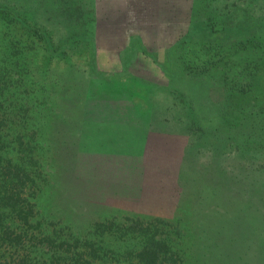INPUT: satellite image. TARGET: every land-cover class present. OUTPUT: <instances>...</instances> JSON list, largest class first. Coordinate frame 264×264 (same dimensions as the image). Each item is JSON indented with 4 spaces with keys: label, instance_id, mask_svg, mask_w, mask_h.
Here are the masks:
<instances>
[{
    "label": "rangeland",
    "instance_id": "rangeland-1",
    "mask_svg": "<svg viewBox=\"0 0 264 264\" xmlns=\"http://www.w3.org/2000/svg\"><path fill=\"white\" fill-rule=\"evenodd\" d=\"M12 4L45 34L20 41L45 75L47 103L29 106L43 116L30 189L42 225L54 237L167 235L189 264H264V155L237 149V27L264 0ZM185 38L206 42L204 67L187 63L198 60Z\"/></svg>",
    "mask_w": 264,
    "mask_h": 264
},
{
    "label": "trees",
    "instance_id": "trees-1",
    "mask_svg": "<svg viewBox=\"0 0 264 264\" xmlns=\"http://www.w3.org/2000/svg\"><path fill=\"white\" fill-rule=\"evenodd\" d=\"M12 1L0 0V250L3 255L0 264H189V256L182 249L174 251L180 248L177 238L167 235L137 238L131 236L132 231H127L124 237H116L107 227V232L101 229L93 238L82 239L75 233L54 237V232L42 225V216L35 209L30 189L35 182L31 166L37 164L36 145L31 138L41 128L43 116L36 112L29 116V110L33 112V105L38 108L47 103L43 96L45 75L42 70H37L36 78L33 77L35 73L32 75L29 70L31 65L25 59L27 51L20 46V41L30 33L43 41L45 34L40 29L29 31L28 19H18ZM247 23L243 21L237 27V98L243 100L237 103V132L241 133L237 149L239 154H247L255 147L264 155V14L252 20L251 26H246ZM19 24L22 32L18 35ZM190 38H185L183 44L188 56L193 53L198 61L188 58L187 63L194 66L203 61L204 67L209 60L201 59L205 57L201 50L206 42L192 43ZM214 49L223 54L221 57L226 55L221 45ZM240 52L247 55L240 57ZM29 77L35 80H29ZM28 86L33 95L43 96L35 104L30 103L33 97L28 95ZM193 126L196 124L192 121ZM198 129L203 131L201 127ZM25 150H29L28 154L19 159V153ZM257 162L264 163V160L261 162L257 158ZM32 228L37 232L31 231ZM139 230H143V226ZM181 252L188 257L180 256Z\"/></svg>",
    "mask_w": 264,
    "mask_h": 264
}]
</instances>
